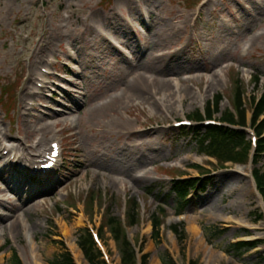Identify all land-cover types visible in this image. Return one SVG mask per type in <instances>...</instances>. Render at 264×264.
<instances>
[{
	"label": "rangeland",
	"instance_id": "obj_1",
	"mask_svg": "<svg viewBox=\"0 0 264 264\" xmlns=\"http://www.w3.org/2000/svg\"><path fill=\"white\" fill-rule=\"evenodd\" d=\"M258 3L0 0V137L12 142L20 139L29 147L40 141L38 150L59 139L64 147L58 169L41 181L7 168L0 173V214L4 216L0 264H12L14 254L23 264H36L33 257L38 264H51L62 252L60 241L79 264H88L77 245L86 225L102 230L113 264H120L109 218L122 222L134 244L142 243L140 256L150 254L148 264H161L160 255L166 251L177 264H264V220H257L258 202L247 176L251 161L237 165L211 159L200 151L195 136H180L174 126L175 121L189 119L212 104L218 95L222 101L214 118L221 119L234 111L238 89L251 118L250 97H260L264 90V0ZM147 22L152 25L150 36L141 41L145 30L138 25ZM155 33H159L157 39ZM151 36L154 44L148 48ZM115 45L124 50L132 46L138 71L124 65L130 52L123 55ZM248 45L252 47L243 57ZM103 48L108 50L95 59ZM214 53L219 58L215 66L211 64ZM231 59L235 66L215 71L222 61ZM46 62L53 64L51 70L44 67ZM38 72L44 81L36 76ZM192 73L199 75L187 80ZM139 75L153 85L155 79L171 85L180 80V90L189 91L184 111L177 107L173 87L168 88L173 93L172 109L168 102L164 109L155 103L167 91L151 97V85L141 94L136 89ZM252 76L259 77L257 86ZM102 100L111 101L101 106ZM26 112L29 116H24ZM45 114L56 118L38 119ZM41 125L47 128L44 132L37 131ZM183 155L190 159L184 162L186 171L156 166ZM145 166H150V172L136 180ZM256 167L264 171V157ZM200 175L208 178L205 189L192 192L181 209L170 178ZM127 200L128 214L135 213L137 220L133 226L126 216ZM135 200L141 208L135 207ZM160 202L167 203L166 212L161 217V239L154 241L151 221ZM178 213L185 215L183 241L170 231L179 222ZM19 215L25 224L14 232L12 225ZM198 226L208 233V248L218 255L238 240H263L257 249L242 251L241 258L210 262L195 237Z\"/></svg>",
	"mask_w": 264,
	"mask_h": 264
},
{
	"label": "trees",
	"instance_id": "obj_2",
	"mask_svg": "<svg viewBox=\"0 0 264 264\" xmlns=\"http://www.w3.org/2000/svg\"><path fill=\"white\" fill-rule=\"evenodd\" d=\"M220 97H217V107L219 105ZM237 113H238V120L235 119V116L228 112L224 116V120L230 124H241L245 125V111L242 109V102L240 97H238V104H237ZM264 113V101L260 104L258 112L256 114V119L259 115ZM197 119H202L199 113L195 114ZM208 117L211 118V111L208 109ZM264 132V122L258 128V133L261 136ZM180 136H188L193 134L196 139H199L200 148L201 150H206L208 153L212 155H220L221 153H227L230 150H233L237 147H242L244 142V135L240 132L232 131L229 129L218 128V127H208V128H196V129H189V128H181L177 131ZM264 154V137L259 141V149H258V157ZM231 158V157H229ZM232 159V158H231ZM257 179H259V183L263 184L264 179L263 176H260L257 173ZM207 182V181H206ZM206 182H202L198 184L197 181H179L173 184L172 190L176 193L178 199H185L191 192V190L195 189H203L206 185ZM185 204H181L180 208H184ZM162 213L163 210H160ZM133 222H135V215L134 213L130 216ZM153 237L154 239H159V226L161 224L159 218L154 215L153 218ZM109 229L113 235V238L116 242L120 245V252H121V264H135V255L134 251L128 242L124 230L119 222L118 219L109 218L108 223ZM175 230L178 232L177 228ZM79 246L82 249L86 259L91 264H106L103 260L102 254L97 248L92 235L88 229L81 230L79 234L78 240ZM251 245L241 244L238 246H233V249L239 253L242 250H248ZM148 256L144 257V264H147ZM164 264H174L170 259L169 255H164L162 257ZM12 264H21L20 260L18 259L17 255L14 254L12 257ZM51 264H74L71 254L66 250L65 247H62L61 254L51 263Z\"/></svg>",
	"mask_w": 264,
	"mask_h": 264
},
{
	"label": "bare ground",
	"instance_id": "obj_3",
	"mask_svg": "<svg viewBox=\"0 0 264 264\" xmlns=\"http://www.w3.org/2000/svg\"><path fill=\"white\" fill-rule=\"evenodd\" d=\"M256 3H257V5L259 4L258 3V0H256ZM264 5V4H263ZM152 26V25H151ZM150 26V27H151ZM99 27L100 28H102V26L101 25H99ZM102 30H103V28H102ZM149 32H150V28H149ZM158 34L159 33H155V35H153L154 36V39H157V37H158ZM148 36H150V35H148ZM152 36L149 38L150 40L148 41V45H150V44H154V42L152 41ZM131 48H132V46H130V47H128L127 48V51H130L131 50ZM108 49L107 48H103L102 50H99L98 51V54L96 55H94V57H95V59H99L100 58V54L101 53H106V51H107ZM123 55H125L124 53H122ZM216 55V53H214V56ZM225 55H227V54H225ZM230 55V54H229ZM107 56V55H106ZM130 57H128V59H127V62L124 64L125 66H126V64H128V66H129V68H132V71H138L137 69H136V66H137V59H136V56H134L133 54H132V52L130 53V55H129ZM43 57V56H42ZM108 57V56H107ZM91 59L92 60H95L94 58H92L91 57ZM219 60V58L217 59L216 58V56H215V58H213L212 60H211V64L212 65H216V63H217V61ZM40 61H42V58L40 59ZM108 62H111V59L108 57ZM133 63H134V65H133ZM115 64H119V60H117V59H115ZM228 66V65H227ZM46 67V66H45ZM119 68H122V69H124V67H119ZM126 71V70H125ZM39 77H42V75L41 74H39ZM140 77V75L139 76H137V78H139ZM140 80H139V83H138V86H137V90L141 93V94H144L146 91H147V87H150L151 85H152V90L149 92V95L151 96V97H154L155 95H157L159 92H163V91H167L168 93H166V94H164V97L163 98H160V99H156L155 100V103H156V105L160 108V109H164L165 107H166V103L168 102L169 103V108H171L172 109V105H171V96H172V92H170V91H168L169 89V87L171 88V87H173V89H175L174 90V92H175V99L177 100L176 102L178 103V106H180L181 107V104H182V100L184 99V97L186 96V93H189V91L187 90H185V91H181L180 89V87H181V81L180 80H173V84L171 85V83H165V82H163V81H159V80H154V85L153 84H151L150 82H148V81H146V80H142L141 78H139ZM148 80H150V79H148ZM151 81V80H150ZM159 83L161 84H163L162 85V88L161 87H159ZM172 90V89H171ZM155 91V92H154ZM157 92V93H156ZM43 117H45L46 119L48 118L49 120L51 119V118H56V115H54V116H52V115H47V114H45V116H42V117H40V118H38L39 120H43ZM48 127V126H47ZM38 129V128H37ZM47 128L45 127V126H42L41 125V128L38 130V131H45ZM2 137H1V139H0V141H2V139L4 138V135H1ZM8 138V137H7ZM14 151V150H13ZM135 161H138V159H135ZM177 165H180V163H178ZM12 167V164L9 162V161H7V162H5L4 163V165L3 166H1L0 167V173L1 172H3L4 170H5V168H11ZM146 167V166H145ZM136 180H141V179H136ZM0 220H1V223L3 224V220H4V216H2L1 214H0ZM25 224V222H23V221H21L19 218L15 221V224L14 225H12V230H14V232H18V230H20V228L23 226ZM4 225V224H3ZM2 226V225H1ZM239 230H242L243 228L241 227V228H238ZM256 229H258V228H253L252 230L254 231V230H256ZM13 232V233H14ZM198 245H199V248H201L202 249V253H203V255H204V257L207 259V261H210V262H212V261H219V259H220V255H218L217 253H213L211 250V248H208L207 249V247H204L203 245H202V243H198ZM31 252H33V250H31ZM80 255V254H79ZM81 256V255H80ZM34 260L36 261V264H38L37 263V258H34Z\"/></svg>",
	"mask_w": 264,
	"mask_h": 264
}]
</instances>
